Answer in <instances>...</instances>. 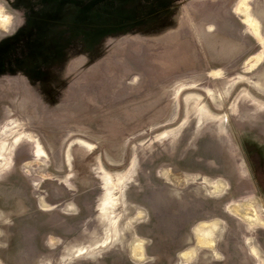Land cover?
<instances>
[{"label":"rangeland","instance_id":"obj_1","mask_svg":"<svg viewBox=\"0 0 264 264\" xmlns=\"http://www.w3.org/2000/svg\"><path fill=\"white\" fill-rule=\"evenodd\" d=\"M0 264H264V0H0Z\"/></svg>","mask_w":264,"mask_h":264},{"label":"flooded vegetation","instance_id":"obj_2","mask_svg":"<svg viewBox=\"0 0 264 264\" xmlns=\"http://www.w3.org/2000/svg\"><path fill=\"white\" fill-rule=\"evenodd\" d=\"M59 191H58V193L57 194H53L52 195V197L53 198H55L56 199V202L58 203L57 204V206H60V205H63L65 202H66V200H65V195L63 196V194L65 193V191H61V189H64V186H62V187H56ZM75 188L76 189H79L80 187L79 186H75ZM66 190L67 189H71V188H65ZM56 192H57V190H56ZM63 193V194H62ZM44 197V196H43ZM42 196H41V198H43ZM3 211V210H2ZM4 212V211H3ZM6 212V211H5ZM4 212V213H5ZM19 213H21L22 212V210H20V211H18ZM18 213V214H19Z\"/></svg>","mask_w":264,"mask_h":264}]
</instances>
